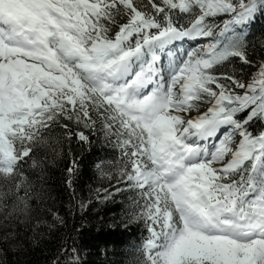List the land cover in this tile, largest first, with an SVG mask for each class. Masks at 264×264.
I'll return each instance as SVG.
<instances>
[{"label":"snow or ice","instance_id":"obj_1","mask_svg":"<svg viewBox=\"0 0 264 264\" xmlns=\"http://www.w3.org/2000/svg\"><path fill=\"white\" fill-rule=\"evenodd\" d=\"M257 16L264 0H0L3 240L18 235L9 221L43 211L23 165L42 180L41 150L97 136L120 158L96 165L108 186L95 196L132 194L126 221L148 233L137 264H264ZM194 40L206 42L184 47ZM237 59L247 75L217 71ZM76 170L73 159L69 188Z\"/></svg>","mask_w":264,"mask_h":264},{"label":"trees","instance_id":"obj_2","mask_svg":"<svg viewBox=\"0 0 264 264\" xmlns=\"http://www.w3.org/2000/svg\"><path fill=\"white\" fill-rule=\"evenodd\" d=\"M247 39L251 56L253 53L264 54V16H257ZM249 70L238 59L217 68L219 72L235 71L239 76L247 75ZM91 140V145L73 140L60 146L53 143L55 151L49 148L46 154L41 150L46 161L42 180L29 170L27 163L23 165L29 179L43 188V211L34 213L27 226L19 224L20 220L28 219L23 214L9 221L17 225L10 229L18 233L16 239L3 240L9 229L0 227V264H53L62 245L69 249V253L61 264H70L73 259H78V264H137L138 249L148 233L142 223L126 221L125 213L132 194L124 192L116 195L115 201L107 202L99 201L95 196L96 189L108 186V181L100 178L96 165L101 162L115 164L120 158L119 150L106 146L97 136H92ZM73 159L77 170L69 188L66 169L72 165ZM3 190L7 191V188ZM11 203L5 202L4 210H0V216L6 221Z\"/></svg>","mask_w":264,"mask_h":264},{"label":"rangeland","instance_id":"obj_3","mask_svg":"<svg viewBox=\"0 0 264 264\" xmlns=\"http://www.w3.org/2000/svg\"><path fill=\"white\" fill-rule=\"evenodd\" d=\"M199 41L200 40L185 41L184 42V47L185 48L196 47V46H198ZM254 55H255V53H254ZM262 58H264V54L263 55L255 56V61H258V60H260ZM193 114H195V113H193Z\"/></svg>","mask_w":264,"mask_h":264}]
</instances>
